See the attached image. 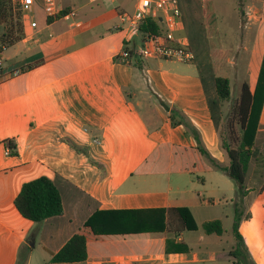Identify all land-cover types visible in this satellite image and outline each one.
<instances>
[{"label":"crops","instance_id":"1","mask_svg":"<svg viewBox=\"0 0 264 264\" xmlns=\"http://www.w3.org/2000/svg\"><path fill=\"white\" fill-rule=\"evenodd\" d=\"M223 1L211 0L216 16ZM58 3L60 10L62 6L72 10L50 22L45 14L44 23L37 22L35 28L30 16L16 22L15 9L0 5V35L4 18L10 20L15 35L2 53L4 62L25 67L0 81V264H17L25 249L24 264H233L229 250L209 248L205 238L219 242L225 229L220 235L206 234L202 224L218 219L223 226L228 213L217 214L209 207L222 205L227 190H235L230 196L237 199L236 186L225 189L220 184V176L213 174L220 169L197 152L196 141L184 125H171L169 111L162 106L165 102L185 114L210 156L226 162L199 63L144 59L136 67L133 59L116 61L122 50L143 44L144 35L119 20L124 9L116 6L101 21L84 23L73 7ZM233 11L242 30L237 50L246 53L241 73L253 92L264 58V0H234ZM105 21L109 25L99 35L96 28ZM185 28L184 23L175 35L186 36ZM134 30L140 34H133ZM92 48L96 55L79 61ZM39 72L45 76L19 86L22 77ZM5 139L14 140L16 155L6 152ZM250 150L246 175H261L264 95ZM39 176L55 182L63 213L36 224L18 212L14 198L24 182ZM247 176L241 201L249 190ZM207 181L217 183L208 188ZM65 202L74 208L67 210ZM170 207L188 208L198 228L97 235L84 226L95 210H140L145 215ZM186 231L198 232V243L191 245ZM78 232L86 238V259L50 262ZM250 255L254 264H261Z\"/></svg>","mask_w":264,"mask_h":264},{"label":"trees","instance_id":"2","mask_svg":"<svg viewBox=\"0 0 264 264\" xmlns=\"http://www.w3.org/2000/svg\"><path fill=\"white\" fill-rule=\"evenodd\" d=\"M68 9L60 10L55 16H47L46 21L63 17ZM143 35L159 34L163 27L153 16L148 15L137 28ZM118 61V56L114 57ZM130 60V59H129ZM132 60V59H131ZM133 65L140 66V60L133 59ZM214 85L219 100H227L231 95L229 79L222 76H214ZM264 95V58L262 60L258 80L253 92L250 91L248 83L244 82L240 89L238 100L232 106L233 117L229 120L230 130L236 123L241 129V135L231 138L235 145L228 143L220 134V147L225 156L226 162L220 163L210 156L203 147L200 133L190 120L180 110L162 102L165 110L169 111V118L172 126L184 125L196 141L197 152L209 159L210 163L217 169L224 171L235 183L240 196L246 194L245 175L248 169L251 150L254 140L257 116L262 104ZM219 133V132H218ZM67 141V140H66ZM71 146L80 148L67 141ZM5 146L11 155L17 154L16 145L13 139H5ZM14 205L18 212L32 222L40 223L46 218L61 215L63 204L61 194L55 182L47 176H39L22 184L20 191L14 198ZM140 210H95L85 220L84 226L88 227L94 234H126L140 232H160L164 229H171L175 232L183 230H196L198 228L195 219L186 207H170L167 209H154L145 215ZM242 218V211L239 202L235 203L234 220L232 232L235 239L234 249L229 255L234 257L233 264H254L248 255L242 235L238 227ZM202 229L206 234H222L224 228L218 219L205 221ZM28 256V249L20 251L17 264H24ZM87 257L86 238L82 233H74L61 248L51 257L52 263H74L84 261Z\"/></svg>","mask_w":264,"mask_h":264},{"label":"rangeland","instance_id":"3","mask_svg":"<svg viewBox=\"0 0 264 264\" xmlns=\"http://www.w3.org/2000/svg\"><path fill=\"white\" fill-rule=\"evenodd\" d=\"M61 1L63 4H68L73 7L76 12V18L84 23H92L96 20L101 21V19L106 14H110L116 6L131 13L133 12L132 8L135 2V0H98L93 3L88 0ZM177 1L181 10L183 22L186 24L185 34L189 40L190 49L194 54V59L192 61H196L200 65L204 86L210 100L211 110L217 122L218 132L228 143L235 145L231 138L240 136L241 129L238 124L234 123L233 129L230 130L229 120L234 118L232 106L238 100L242 83L246 80L245 75L241 73L242 58L244 56L246 57V53L243 50L241 53L240 50H237L242 30L240 27H237L236 24L237 20L235 18V12L233 11L234 0H224L221 8L222 11H218L217 16L212 12L211 0ZM3 3L5 5H3ZM0 5L15 9L14 16L17 18L16 22H19L18 19L21 18V16H30L39 24L44 23L45 13L42 0H34L31 12L25 13H21L18 9L17 0H0ZM62 8L72 10L70 7L62 6L61 10ZM1 19L2 18H0V20ZM4 19L5 20L2 22H4L5 25L1 34H3L5 38L10 36L11 27L8 25L10 20H7V18ZM108 25V21L99 23L96 28L97 33L99 35L103 34ZM133 34L139 35L140 33L138 30H134ZM82 41H84V38ZM95 55L96 49L92 48L88 53L81 55L79 61L87 60ZM237 70H239V72H236ZM44 76V73L39 72L33 73V75L28 78L22 77L19 86L32 84L34 81ZM214 76H222L229 79L231 95L227 100H219L217 95H215ZM143 97H146V94H144ZM213 174L220 176V184L225 189L226 187L229 189L230 187L236 186L234 181L222 170ZM262 176L264 177V173H261V175L255 173L253 177H250V175L249 177L247 176L249 190L247 191L246 199L243 201H241L243 196L239 195V191L236 187L237 199H235V196H230L235 195V190H227L228 197L226 200L221 201L222 205L214 208L209 207L212 212H217V214L221 215L227 212L229 216L227 219L223 218L225 232L221 236V241L215 242L211 239L214 237H205L209 248L212 247L217 249L221 246V248H225L229 251L234 249L235 239L232 232V224L234 220L235 203L239 202V207L243 213L239 224V232L243 236L248 255H253L256 262L264 264V183L261 184L260 182L263 179L261 178ZM216 183V181H207V187H212ZM64 205L67 210L74 208V205L68 202H65ZM69 218L68 214L67 219ZM67 219L65 220L67 221ZM36 226L40 228V225ZM44 229L47 230V227ZM184 234L188 236V242L191 245L192 243H198V232L186 231ZM193 250L196 251L197 247L194 246Z\"/></svg>","mask_w":264,"mask_h":264},{"label":"built area","instance_id":"4","mask_svg":"<svg viewBox=\"0 0 264 264\" xmlns=\"http://www.w3.org/2000/svg\"><path fill=\"white\" fill-rule=\"evenodd\" d=\"M97 2L98 0H88ZM21 13L31 12L34 0H17ZM58 0H44V11L47 16H55L59 12ZM153 16L161 23L163 30L159 34H145L143 44L137 49H124L117 56L127 59H162L176 60L183 63L191 62L194 54L190 49L189 40L184 35H175L183 29L184 22L177 0H139L137 7L131 13L122 11L119 20L127 29H137L146 16ZM30 26L35 28L37 22L32 20ZM0 35V81L3 78L15 76L24 71L25 67H15L4 62L3 51L10 45L14 32L4 38ZM98 139H94L97 142ZM6 152H9L8 148Z\"/></svg>","mask_w":264,"mask_h":264}]
</instances>
